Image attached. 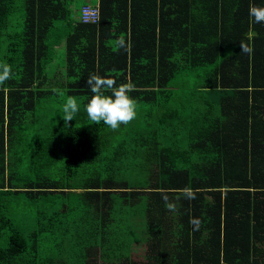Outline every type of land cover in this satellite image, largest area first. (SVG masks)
<instances>
[{
	"label": "trees",
	"instance_id": "obj_1",
	"mask_svg": "<svg viewBox=\"0 0 264 264\" xmlns=\"http://www.w3.org/2000/svg\"><path fill=\"white\" fill-rule=\"evenodd\" d=\"M250 3L264 7L0 0V63L13 73L0 86V264H264V23ZM86 4L97 8L93 21L80 19ZM60 18L71 30L59 38ZM93 73L134 86L129 125L88 120ZM67 96L80 106L68 125L59 110ZM185 189L200 199L213 241L181 238ZM121 195L146 218L140 254L132 246L144 234L105 249ZM227 226L238 237L220 246Z\"/></svg>",
	"mask_w": 264,
	"mask_h": 264
},
{
	"label": "clouds",
	"instance_id": "obj_2",
	"mask_svg": "<svg viewBox=\"0 0 264 264\" xmlns=\"http://www.w3.org/2000/svg\"><path fill=\"white\" fill-rule=\"evenodd\" d=\"M249 16L254 23H264V7H258L253 3L249 5ZM123 46V41H120ZM241 53L250 55L253 51L252 47L240 43ZM12 66L7 62L0 63V86H3L8 80L12 79ZM87 86L93 93L88 101L85 111L88 120L92 124L107 125L111 130L116 131L121 126L129 125L138 115V101L129 95L133 90L131 83H122L116 86L115 81L109 78H103L95 73L90 74L86 81ZM57 91L60 96H64V92ZM110 92L111 94H106ZM63 116L61 117L66 125L75 119L76 114L80 111V106L73 96H67L66 101L60 106ZM185 194L190 199H195L191 189H185ZM169 210H175L171 204H166ZM198 223V221H196Z\"/></svg>",
	"mask_w": 264,
	"mask_h": 264
},
{
	"label": "rangeland",
	"instance_id": "obj_3",
	"mask_svg": "<svg viewBox=\"0 0 264 264\" xmlns=\"http://www.w3.org/2000/svg\"><path fill=\"white\" fill-rule=\"evenodd\" d=\"M64 24V22L61 24V18L54 21L52 28L54 37L60 38L66 35L67 31L70 32L71 29L68 30L66 28L67 25ZM58 46L59 45H53L52 48L55 51L51 54H47L50 57V60L48 61L49 65L54 66L61 62L56 59L55 56L56 52L60 49ZM123 196L124 195H121L114 199L113 208H111L112 212L109 219L110 221L106 226L107 242L105 244V249L109 251V249L115 245H123L127 242L130 243L133 235L144 234V236H141V239L138 238L139 240L133 241L132 252L134 254H140L144 249L143 240L146 235V218L143 215V211L137 205H129L125 203V206H122L119 199L122 200Z\"/></svg>",
	"mask_w": 264,
	"mask_h": 264
},
{
	"label": "crops",
	"instance_id": "obj_4",
	"mask_svg": "<svg viewBox=\"0 0 264 264\" xmlns=\"http://www.w3.org/2000/svg\"><path fill=\"white\" fill-rule=\"evenodd\" d=\"M84 1H90V0H80V1L76 0V4L77 3L81 4V2H84ZM72 8L75 10V7H72ZM73 15H74V19H76L77 15H75V13ZM191 172L196 173L193 171ZM192 193L194 194V192ZM181 199H182V206H181L182 214L183 213L188 214V219L186 221L184 219L181 220V238H184L185 235L189 237H199L200 236L196 240L198 242L206 234L213 241L215 239V236H209V232L212 229L210 228L211 223L209 220L203 219L201 217V215H203L202 214L203 205L199 203L200 199L199 198L191 199L188 205L186 203H183L184 202L183 197ZM196 221H198V223ZM218 233H219L218 239L220 242V246H221L222 236H225V240H226L227 238H230V237H238V234H239L238 232H235L231 228L229 229L226 228V231H223V233H222V229H219ZM249 237H250V240L252 239L256 240L252 235H249ZM260 246L262 249H264V240L262 241V245L260 244ZM183 252H186V250H184ZM188 261H192V260L188 257ZM99 264H103V263L100 262ZM190 264H193V263L190 262Z\"/></svg>",
	"mask_w": 264,
	"mask_h": 264
},
{
	"label": "built area",
	"instance_id": "obj_5",
	"mask_svg": "<svg viewBox=\"0 0 264 264\" xmlns=\"http://www.w3.org/2000/svg\"><path fill=\"white\" fill-rule=\"evenodd\" d=\"M81 16L80 19L83 21H93L97 18V8H91L89 5H82L81 6Z\"/></svg>",
	"mask_w": 264,
	"mask_h": 264
}]
</instances>
